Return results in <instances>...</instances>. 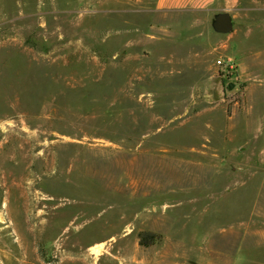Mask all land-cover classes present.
Segmentation results:
<instances>
[{"label": "rangeland", "instance_id": "374dc122", "mask_svg": "<svg viewBox=\"0 0 264 264\" xmlns=\"http://www.w3.org/2000/svg\"><path fill=\"white\" fill-rule=\"evenodd\" d=\"M119 263L264 264V0H0V264Z\"/></svg>", "mask_w": 264, "mask_h": 264}, {"label": "crops", "instance_id": "0c3cea01", "mask_svg": "<svg viewBox=\"0 0 264 264\" xmlns=\"http://www.w3.org/2000/svg\"><path fill=\"white\" fill-rule=\"evenodd\" d=\"M215 0H156V6L161 10L193 8L202 11L210 10Z\"/></svg>", "mask_w": 264, "mask_h": 264}, {"label": "water", "instance_id": "95a60500", "mask_svg": "<svg viewBox=\"0 0 264 264\" xmlns=\"http://www.w3.org/2000/svg\"><path fill=\"white\" fill-rule=\"evenodd\" d=\"M213 28L216 32L227 34L233 29L232 18L228 14H219L215 17ZM121 264V263H119Z\"/></svg>", "mask_w": 264, "mask_h": 264}, {"label": "bare ground", "instance_id": "6f19581e", "mask_svg": "<svg viewBox=\"0 0 264 264\" xmlns=\"http://www.w3.org/2000/svg\"><path fill=\"white\" fill-rule=\"evenodd\" d=\"M92 251H94L96 253V252H98V249L92 248Z\"/></svg>", "mask_w": 264, "mask_h": 264}]
</instances>
